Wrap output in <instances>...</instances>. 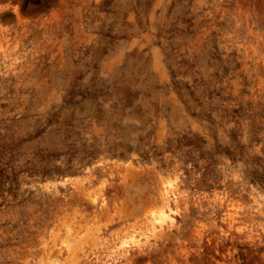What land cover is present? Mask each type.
Segmentation results:
<instances>
[{
	"label": "rangeland",
	"instance_id": "1",
	"mask_svg": "<svg viewBox=\"0 0 264 264\" xmlns=\"http://www.w3.org/2000/svg\"><path fill=\"white\" fill-rule=\"evenodd\" d=\"M0 264H264V0H0Z\"/></svg>",
	"mask_w": 264,
	"mask_h": 264
}]
</instances>
